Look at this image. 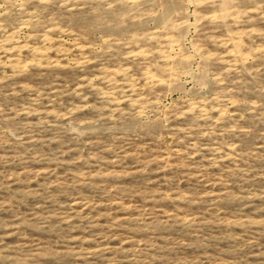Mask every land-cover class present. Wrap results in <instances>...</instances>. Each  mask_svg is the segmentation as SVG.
Returning <instances> with one entry per match:
<instances>
[{
	"label": "rangeland",
	"instance_id": "obj_1",
	"mask_svg": "<svg viewBox=\"0 0 264 264\" xmlns=\"http://www.w3.org/2000/svg\"><path fill=\"white\" fill-rule=\"evenodd\" d=\"M0 264H264V0H0Z\"/></svg>",
	"mask_w": 264,
	"mask_h": 264
}]
</instances>
